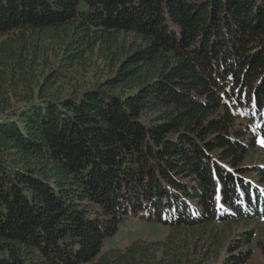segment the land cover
I'll list each match as a JSON object with an SVG mask.
<instances>
[{
  "label": "trees",
  "instance_id": "16d2710c",
  "mask_svg": "<svg viewBox=\"0 0 264 264\" xmlns=\"http://www.w3.org/2000/svg\"><path fill=\"white\" fill-rule=\"evenodd\" d=\"M261 138L264 0H0V264H245Z\"/></svg>",
  "mask_w": 264,
  "mask_h": 264
},
{
  "label": "rangeland",
  "instance_id": "374dc122",
  "mask_svg": "<svg viewBox=\"0 0 264 264\" xmlns=\"http://www.w3.org/2000/svg\"><path fill=\"white\" fill-rule=\"evenodd\" d=\"M100 71L95 67L89 68L87 71L80 70L77 75V80L81 84H90L102 78ZM264 158V149L258 151ZM245 162H252V159H245ZM264 165V159L261 162ZM264 167V166H263ZM227 230V229H226ZM227 232L228 242L236 239L243 232L252 231V242H250L251 257L245 264H264V256L260 251V245L264 244V220L248 221L234 225ZM168 228L154 221H147L142 215L128 216L123 219L118 225L117 232L104 240L103 250L110 248H124L132 241L141 239L146 241H161L164 239ZM259 242V243H257Z\"/></svg>",
  "mask_w": 264,
  "mask_h": 264
},
{
  "label": "snow or ice",
  "instance_id": "6c2138e0",
  "mask_svg": "<svg viewBox=\"0 0 264 264\" xmlns=\"http://www.w3.org/2000/svg\"><path fill=\"white\" fill-rule=\"evenodd\" d=\"M257 142L260 143L261 146H264V138L259 139Z\"/></svg>",
  "mask_w": 264,
  "mask_h": 264
}]
</instances>
